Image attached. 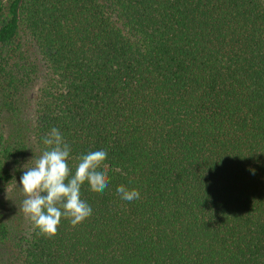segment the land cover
I'll use <instances>...</instances> for the list:
<instances>
[{
  "label": "trees",
  "instance_id": "trees-1",
  "mask_svg": "<svg viewBox=\"0 0 264 264\" xmlns=\"http://www.w3.org/2000/svg\"><path fill=\"white\" fill-rule=\"evenodd\" d=\"M52 127L108 186L53 238L0 190V264H264V0H0L13 194Z\"/></svg>",
  "mask_w": 264,
  "mask_h": 264
},
{
  "label": "clouds",
  "instance_id": "clouds-1",
  "mask_svg": "<svg viewBox=\"0 0 264 264\" xmlns=\"http://www.w3.org/2000/svg\"><path fill=\"white\" fill-rule=\"evenodd\" d=\"M46 146L34 164L25 167L20 177L24 199L20 210L39 230L38 234L53 238L62 218L75 226L92 214L89 203L82 198L81 187L87 182L94 192H103L109 181L107 151L90 150L78 157L75 171L69 166L70 145L56 127L43 137ZM120 198L134 201L140 198L137 189L121 184L116 189Z\"/></svg>",
  "mask_w": 264,
  "mask_h": 264
},
{
  "label": "rangeland",
  "instance_id": "rangeland-1",
  "mask_svg": "<svg viewBox=\"0 0 264 264\" xmlns=\"http://www.w3.org/2000/svg\"><path fill=\"white\" fill-rule=\"evenodd\" d=\"M0 190L4 191V192L1 193V196L3 198H5V200L7 199L9 204L12 203L13 198H14V202L18 201L20 199V197H21V199L25 198L23 196L24 194H21V196H20L19 191L21 190V188L20 189H15L16 192L14 191L15 193L13 194V191L11 190V187H7V186L4 187V185L0 184ZM31 224H32V221L28 217H26L25 224L22 225L23 230L27 231L28 229H30Z\"/></svg>",
  "mask_w": 264,
  "mask_h": 264
}]
</instances>
